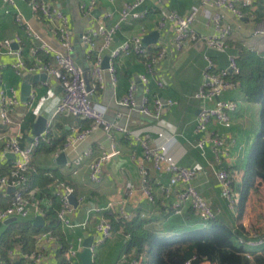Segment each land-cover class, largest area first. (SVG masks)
Here are the masks:
<instances>
[{
	"label": "crops",
	"instance_id": "obj_1",
	"mask_svg": "<svg viewBox=\"0 0 264 264\" xmlns=\"http://www.w3.org/2000/svg\"><path fill=\"white\" fill-rule=\"evenodd\" d=\"M48 1L61 7L70 15L76 48L75 36L77 25L81 24L84 27L83 30H85L94 21L103 19L107 12H112L114 15L113 19L107 20L108 24H112L118 17L124 3L132 0H101L99 6L95 9L98 13L96 12L95 15L92 13L91 16H84L80 12L79 7L83 0ZM15 2L18 9L13 7L11 8L12 14H5L2 10L4 0H0V41L11 39L13 40L14 49H16L18 45L14 40L17 36H20L22 39L21 46L24 48V56L28 58L30 49L29 38L22 27L16 22L14 16V12L20 10L25 21L29 24L34 34L37 35L36 42L51 48L53 51L60 52L63 48L60 41L56 36L51 34L42 19L33 12L28 0H15ZM194 3L195 0H161L158 2L156 0H148L147 6L152 9L151 14L145 20L125 24L119 31L114 43L116 45L125 38L138 35H143L144 41L147 35L152 32H159L158 41L151 42L148 45L157 43L161 47H165L168 54L161 63L159 72L151 76L150 88L153 96L159 97L164 102L174 100V105L163 108L160 117L156 118L153 115H145L138 109H130L120 104V99L128 92L131 78L138 79L140 74L146 71V61L135 55L123 56L115 61L118 80L115 83L111 74L105 75L97 97L107 106V115L110 116L111 122L118 123L120 127H127L129 130L135 131L143 130V133L150 132L152 138H155L157 136L156 126L159 120L163 121L167 126L165 129L169 134L168 136H170L168 138L170 139L168 145L171 153L178 160L179 164L196 168L201 172L196 179V187L209 200L212 206L219 210L218 218L232 227L241 226L242 232L247 234L254 228L264 227V218H260L262 214L260 206L264 205V182H260L259 179L257 180L258 186L250 189L242 211H239V207L237 211H231L227 201L221 196L215 171L225 168L233 174L236 192L239 194V198H241L247 181V168L251 153L264 131L262 104L251 99L242 84L240 87L226 92L220 98L223 100H233L239 104L238 109L231 114L233 125L230 129L223 128L219 126L217 121H213L206 133L209 136L212 130H216L224 137H227L230 154L224 158L222 165L217 163L210 144H207L205 152L196 146L201 138V135L195 131L196 119L201 107V101L196 98V94L203 84V70L206 66L204 56L206 53H209L220 67L228 65V58L224 53L207 50L203 37L214 33V28L204 16H200L194 24V30L198 38L189 42L179 51L174 47L175 23H169L164 29H158L157 27L160 16L166 11L175 9L180 13H186ZM225 12L228 21L234 26V32L230 38L232 51L241 56L251 54L264 59V35L256 34L257 28L264 23V6L257 4L254 9L256 16L250 19L245 17L240 20L232 12L228 10H225ZM143 27L145 31H143ZM40 31H47V38L43 39ZM98 44H102V40ZM80 46L85 50V46L82 45L81 40ZM41 54L43 60L46 62L51 61L50 58L52 57L44 53ZM105 54L108 55L109 51ZM77 58L78 55L75 59ZM14 61H16V56L8 54L4 50L0 51L1 88L9 93L12 88H15L17 96L21 101L16 112L13 114V120L15 126L23 132V145H29L31 142L33 137L32 130L38 116H43L46 120L53 118L52 133L54 146L57 145L52 151L48 150L49 146H42L33 154L30 183L33 188L38 190V198L43 201L42 212L22 220H33L35 224V218L42 216L44 225L49 224L51 206L55 202L52 193L53 188L50 186L53 179L58 178L71 184L75 188L74 198L78 203V206H75L76 210L73 216L75 226L67 228L59 223L56 230L57 234H55L57 242L50 248L49 256L43 264H58V249L63 244L77 246L79 237H83V242L86 239H94V264H117L124 252L130 250L136 252L135 247L129 248L131 240L128 241L126 237V234L129 233L126 230V223L123 224V221L118 218V209L121 204L125 205L127 213L132 215L133 219L131 222L134 220L136 223L142 221L145 229L157 233L163 238L192 233L208 226L189 207L180 215L173 214L172 204L176 199L175 191L172 197L165 201L164 205L161 204V201L164 200L162 188L169 185V174L159 172L153 167L152 163L145 162L142 159L143 149L141 142L135 138L126 137L122 131L115 132L116 141L114 145L116 150L121 153V158L123 159H118L114 163L107 162L104 168V180L100 184L91 182L89 163L94 157L106 153L112 148V142L108 134L102 129L96 130L91 138L82 144L77 151H68L66 153V162L59 161L58 158L61 153L58 154V152L63 148L67 138L75 130L85 128L90 123L79 121L70 114L54 117V112L64 92L61 84L53 77H49L50 79L47 80L48 85L43 84L44 81L34 83L32 92L35 98L32 102H29V100L25 102L22 99L21 85L28 77H26V73L18 75L15 72L12 66ZM89 75L88 81L91 80V74ZM157 77L164 79V86H159ZM143 95L144 85L139 83L137 90V101L139 104L142 101ZM217 102V99L210 100L208 104L214 105ZM151 107H153V103ZM10 131H13V129L9 127L2 128L0 133V148L4 145L5 138ZM89 147L94 149V155L88 158L83 157L82 153ZM14 160L15 157L12 154L4 155L0 151V173L1 170H6L3 176L11 175L14 169ZM141 163L144 164L149 172L150 184L158 200L156 203L151 202L142 190L139 166ZM75 170H79L78 173H74ZM129 184L133 186V192L128 188ZM14 192V187H0V208L5 207L10 202V198ZM80 196H84L85 198L82 203L78 202ZM110 202H113L114 206L106 209ZM97 207L105 209L97 212L94 210ZM101 216L110 218L116 226L113 237L102 244L98 242V234L96 232V224ZM14 220L16 219L0 224L1 257L2 246L6 243L4 241L20 236V229L13 231L12 221ZM84 223L86 224L85 228L82 225ZM35 235L33 234L32 237L34 238ZM245 248L250 252L261 250V248L246 246ZM11 250H15L19 254L13 263L21 264L22 259V264H27V259L24 256L35 250L34 239L27 241L26 246H23L21 242H17ZM82 251L83 249L79 251L76 259L79 264H83L81 260ZM141 257V264H147L149 260L148 254ZM202 264L213 263L205 261Z\"/></svg>",
	"mask_w": 264,
	"mask_h": 264
},
{
	"label": "built area",
	"instance_id": "obj_2",
	"mask_svg": "<svg viewBox=\"0 0 264 264\" xmlns=\"http://www.w3.org/2000/svg\"><path fill=\"white\" fill-rule=\"evenodd\" d=\"M101 0H83L80 3V12L84 16H91L93 11L99 6ZM113 1V0H111ZM161 1V0H156ZM33 12L38 15L51 34L60 41L66 53L53 51L47 46L36 42L37 35L34 34L29 24L25 21L20 10L14 12L16 22L26 32L29 43L28 58L24 56V48L21 46L22 39L17 36L14 42L18 45L13 47V40L5 39L0 41V51L16 56V61L12 66L18 75L24 73L36 74L47 73L49 77L55 78L63 88V97L58 104L54 117L62 114H70L79 121H86L90 124L82 129L75 130L65 141L63 148L59 153L68 151H77L78 148L86 143L93 133L102 129L105 131L111 142L113 152L103 153L96 156L89 163V176L93 183L100 184L104 180V168L111 156L119 152L115 148L116 133L122 131L126 137H132L142 144V159L145 162L152 163L153 167L159 172L168 173L170 176L169 185L162 188L164 200L170 199L173 192H176V199L172 204V211L175 215H180L189 207L204 222H209L218 218L219 210L215 209L209 200L203 196L196 187V179L200 171L190 166L179 164L178 160L171 153L168 145V132L166 124L159 120L156 126L157 136L152 138L150 132L129 130L127 127H120L118 123L106 120L107 106L97 97L98 92L104 82V72L108 70L116 83L118 80L115 61L123 56H139L145 63V72L140 74L139 78H131L128 92L120 99V104L130 109H138L145 115L160 117L161 110L166 106L175 104L174 100L162 101L159 97L153 96L150 88L151 76L159 72L161 63L167 57V49L160 45H145L143 35L128 37L114 45L119 31L127 23L145 20L152 12L147 6L148 0H132L124 3L118 17L112 24L107 20L113 19L112 12H107L103 19L91 23L80 35V40L86 50V58L91 64V80L85 77L83 69L77 64L72 56L75 49L72 19L70 15L61 7L48 0H28ZM257 6V0H195L188 12L180 13L178 10L170 9L163 13L158 22V29H164L169 23H175L174 47L176 50H182L189 42L198 38L194 30V24L200 16H204L210 25L214 28V33L203 37L207 50H213L224 53L228 58V65L220 67L209 53L204 58L206 66L203 70V84L196 94V98L201 101L200 113L196 119L195 131L201 135L197 142V147L205 152L207 144L211 145L212 151L216 156L217 163L223 164L225 157L229 156V146L227 137L221 135L218 131L212 130L209 136L206 135L210 124L217 121L219 126L230 129L233 125L231 114L234 113L239 104L233 100L220 99L226 92L240 87L237 78L242 74V68L239 65L238 54L233 52L230 46V38L234 32V26L228 21L225 10L232 12L237 19L254 18V9ZM15 7V0H4L3 8L5 14H12ZM143 31H145L143 27ZM256 34L264 35V27L260 26ZM102 40V44L98 42ZM109 51V54H105ZM41 53L52 58L46 62L41 57ZM109 57V67L105 69L103 62ZM159 86H164V79L157 77ZM139 83L144 85V95L141 103L137 101V90ZM43 84L48 85V81ZM35 98L32 92L29 102ZM218 100L214 105H209L208 101ZM153 101V102H152ZM21 101L17 96L15 88L11 92L0 88V133L3 127H9L13 131L8 132L5 143L0 148L2 154H12L15 157L14 169L11 175L0 178V187H14L15 192L10 198V202L0 208V224L13 219H28L34 214L42 212L43 201L38 198V190L33 188L29 182V173L31 171L32 157L35 151L43 143L51 142L53 137V118L47 120L46 129L37 136H33L29 145H23V132L14 124L13 114L16 112ZM153 103V107L151 104ZM121 115V114H119ZM174 137V136H173ZM173 139V138H172ZM94 149L87 148L83 157H92ZM140 175L142 190L147 198L156 203L152 186L150 184L149 172L140 164ZM75 170L74 173H78ZM221 196L227 201L231 211H237L239 205V194L235 188V177L225 168L215 171ZM53 188V196L58 199L59 209L57 218L62 226L72 228L75 226L73 216L76 210L72 203V196L75 194V188L68 182L60 179H54L50 183ZM128 188L133 192L131 184ZM84 196H80L79 203L84 202ZM113 202L108 204L106 209L112 208ZM105 208H95L101 212ZM118 218L124 223L131 222L133 217L128 214L125 205L121 204L118 209ZM86 227V224H82ZM114 222L105 216H101L96 224L98 242L105 243L113 237L115 233ZM127 240L132 239V234H126ZM57 242L56 235L52 231H41L34 236L35 250L26 254L27 264H43L48 258L50 248ZM239 245L252 248L264 247V230L252 229L247 237L239 239ZM83 249V237L78 238V245H69L65 257L68 264H79L77 256ZM245 255L252 258V253L245 248ZM93 251V246H92ZM10 259L15 261L19 255L15 250L9 251ZM23 256V255H22ZM0 255V264H2ZM142 258L136 255L134 250L126 251L122 254L117 264H141Z\"/></svg>",
	"mask_w": 264,
	"mask_h": 264
},
{
	"label": "trees",
	"instance_id": "obj_3",
	"mask_svg": "<svg viewBox=\"0 0 264 264\" xmlns=\"http://www.w3.org/2000/svg\"><path fill=\"white\" fill-rule=\"evenodd\" d=\"M257 4L264 6V0H257ZM238 59L239 65L243 68V73L237 80L240 85L244 86L251 99L262 104V119L264 121V59L251 54H244L243 56L238 54ZM45 145L49 146V151L57 147V145L54 146V137H52L51 142L43 143L42 146ZM4 173H6V170H1L0 175L3 177ZM30 174L31 171L29 173V182ZM259 179L260 182H264V131L257 140L249 159L247 181L239 201V211L243 210L250 189L258 186L257 180ZM54 201L49 214L50 222L47 225L37 226L33 220L23 221L22 219H17L12 221L13 231L20 229V236L4 241L6 243L2 246V264H15L11 262L8 255L9 250L13 249L15 243L21 242L23 246H26L27 241L34 239L32 235L40 231L50 230L57 234L59 202L56 197H54ZM206 223L208 226L192 233H184L167 238L145 229L142 221L136 223L134 220L126 223L125 226L127 232L132 234L129 248L135 247L136 255L140 258L148 254L149 260L147 264H202L205 261H210L213 264H264V247L257 252L251 251L252 258L245 255L246 250L239 245V239L247 237L249 233L244 234L241 226L232 227L219 218ZM68 247L67 244H63L58 249V264H68L65 257Z\"/></svg>",
	"mask_w": 264,
	"mask_h": 264
},
{
	"label": "water",
	"instance_id": "obj_4",
	"mask_svg": "<svg viewBox=\"0 0 264 264\" xmlns=\"http://www.w3.org/2000/svg\"><path fill=\"white\" fill-rule=\"evenodd\" d=\"M96 12H97V10H95L93 12V14L95 15ZM83 32H84V30H81L80 35H82ZM158 37H159V32H152L151 34L147 35L144 38V43L146 45H148L151 42H157L158 41ZM103 67L105 69H107L109 67V57L105 58V60L103 62ZM49 79L50 78H49L47 73H36V74L30 75L28 77V79H26L21 85L22 99L25 102H28L29 97H30V95L32 93L33 84L34 83H38L40 81H47ZM0 88H1V81H0ZM138 110H139V108H138ZM46 123H47V120H46L45 117L38 116L36 118V121H35V124H34V128L32 130L33 136H37L40 133H42L46 129ZM108 152L112 153L113 149L110 148L108 150ZM121 157H122L121 153L117 152L116 154L111 156V158H110V160L108 162L109 163H114L118 159H123ZM58 160L66 162L67 161L66 154L64 152L61 153L59 158H58ZM71 199H72V203L77 207L78 203L75 200L74 196H72ZM35 224L37 226L44 225V220H43L42 216H38V217L35 218ZM93 244H94V239L93 238L86 239L83 242V251L81 252V260H82L83 264H94L93 251H92ZM16 264H19V263H16Z\"/></svg>",
	"mask_w": 264,
	"mask_h": 264
},
{
	"label": "rangeland",
	"instance_id": "obj_5",
	"mask_svg": "<svg viewBox=\"0 0 264 264\" xmlns=\"http://www.w3.org/2000/svg\"><path fill=\"white\" fill-rule=\"evenodd\" d=\"M261 26L264 27V23H262ZM83 29H84V27L81 24L79 26L78 25L76 26V36H75L76 48L74 49V51L71 54H72V56L74 58H76L77 55H78V58L76 59V62L81 68L84 69L85 76L89 80V78H90L89 74H90V71H91L92 67H91V64H90L89 60H87L86 57H85V50L82 49L81 46H80V32ZM46 33H47V31L46 32L40 31V34H41L43 39L47 38ZM60 52L66 53V50L64 48H62L60 50ZM107 74H111V73L108 70H106L104 72V77ZM29 76H30V74L26 73V77H29ZM106 120L109 121V122L112 121L110 116H108L107 114H106ZM262 202H263V200H262ZM260 209H262V214H261L260 218H264V205L260 206ZM254 229H260V230L262 229V230H264V227H257V228H254Z\"/></svg>",
	"mask_w": 264,
	"mask_h": 264
}]
</instances>
